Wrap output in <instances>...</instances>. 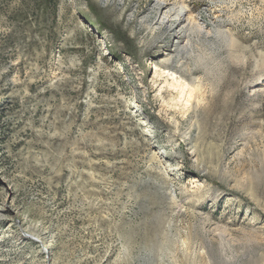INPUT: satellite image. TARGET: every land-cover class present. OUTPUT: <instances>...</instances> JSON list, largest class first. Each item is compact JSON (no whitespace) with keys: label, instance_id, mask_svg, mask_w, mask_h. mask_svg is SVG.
<instances>
[{"label":"rangeland","instance_id":"374dc122","mask_svg":"<svg viewBox=\"0 0 264 264\" xmlns=\"http://www.w3.org/2000/svg\"><path fill=\"white\" fill-rule=\"evenodd\" d=\"M183 1L187 104L153 0H0V264H264V0Z\"/></svg>","mask_w":264,"mask_h":264},{"label":"bare ground","instance_id":"6f19581e","mask_svg":"<svg viewBox=\"0 0 264 264\" xmlns=\"http://www.w3.org/2000/svg\"><path fill=\"white\" fill-rule=\"evenodd\" d=\"M152 7L154 8L153 13L155 14L154 19H155L156 27L157 28L163 27L166 30L168 36L171 38V41H170L171 44L170 45L172 47V49L165 48L164 50L162 49L160 51H157L156 57L152 61V67H153V78L152 79H153V82L156 81L157 77H160V78L162 77L163 81L165 83L162 86H169V89H170V87H171V89H172V87L175 89L178 88V91L180 92V94L184 93V91H185L184 89L187 88V90L185 91V94H184L186 96L184 103L187 104V103H189V100L192 99V97L190 98V96H191L190 92H192L193 90L192 91L189 90V92H188L187 83H185L184 79L179 74H177V72H175L177 70L167 69L168 68L167 63H172L173 58L175 56L174 53L178 48H181V47L186 48L188 46V44L190 43L189 35L191 33L194 32L197 34V36H199L200 34H202L205 31L204 30L205 23L203 21H201V17H200L201 14L199 15V13H197L196 15L194 14L195 16L192 15V12L188 8V6L184 3L183 0H172V1H170V0H153ZM141 22L147 24L146 20L144 21V19H142ZM179 63L181 65L180 61H179ZM159 87H160V85H159ZM191 87H193V86H191ZM191 87L189 89H191ZM136 112L139 113L141 119L145 120L146 116L143 115L141 110L137 109ZM148 125L149 124H145V127H146L145 130L146 131H147ZM154 149L156 151L155 155L157 154L159 156V158L164 159L166 157L165 153L163 151L159 150V148H154ZM2 211H4V210H2ZM2 211L0 212V220H2L4 218V213ZM11 224L12 223H10V221H5V228H6L7 232L10 231ZM18 234H20V233H18ZM23 236L24 237H22V235H20L19 239H21V238L23 239V238L27 237L29 239H33V240L35 239L37 242H40L41 248L39 249V253H41L42 255L45 253L48 254L49 244L42 243L43 239L40 236V234L35 233V235H34V234H30L29 232H24ZM52 264H55V263H52Z\"/></svg>","mask_w":264,"mask_h":264}]
</instances>
